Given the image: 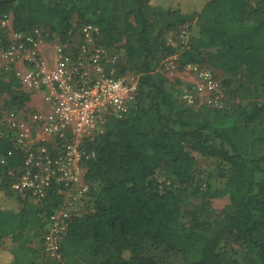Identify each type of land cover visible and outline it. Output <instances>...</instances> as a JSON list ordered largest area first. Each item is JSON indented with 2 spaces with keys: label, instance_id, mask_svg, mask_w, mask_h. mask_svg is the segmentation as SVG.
<instances>
[{
  "label": "trees",
  "instance_id": "16d2710c",
  "mask_svg": "<svg viewBox=\"0 0 264 264\" xmlns=\"http://www.w3.org/2000/svg\"><path fill=\"white\" fill-rule=\"evenodd\" d=\"M127 1V13L133 20L126 22L121 43L117 42L120 36L114 34L115 24L101 17L73 24L77 8L70 0H54L51 5L41 0L0 1V14L12 13L16 30L44 26L66 38L70 30L76 31L83 23L98 24L101 42L121 53L120 72L136 74L139 80L133 108L123 117H110L104 132L92 143L95 156L86 162L85 179L93 194V209L69 220L60 240V256L49 257L47 264H160L148 252V241L165 244L181 255L184 264H222L217 247L227 237L245 244L255 252V263L264 264V240L259 235L264 227V153L239 140L244 127L264 118V94L250 107L236 110L229 103L221 110L187 107L178 99L179 90L176 94L169 90L168 76L158 66L159 61L178 51L166 41V33L189 22V35L190 21L202 16L196 21L193 40L184 42L183 54L197 46L221 45L228 51L249 43L238 50L243 62L257 69L264 93V12L248 0H207L198 11L185 13L175 8L161 12L165 14L164 26L155 32L160 13L150 11L151 1ZM190 1L181 0L192 9ZM206 9L221 11L224 17L205 15ZM182 56L180 64H206L193 56ZM5 74L7 79H0V85L9 96L6 105L20 109L30 96L20 88L14 73ZM144 100L155 118L156 132L154 127L140 129L149 112ZM10 148L11 141L0 136V156H9ZM196 155L213 157L228 166L224 189L229 202L212 219L200 218L202 207L191 209L186 224L177 220L172 191L160 189L152 175L157 167H173L174 180L189 183L193 176L188 168ZM6 169L0 164V187L13 194L3 176ZM98 183L102 184V194L97 192ZM16 197L22 203L19 210L0 206V244H6L7 238L22 239L35 215L46 227L47 218L61 201L55 190L40 201ZM16 261L14 247L0 250V264Z\"/></svg>",
  "mask_w": 264,
  "mask_h": 264
},
{
  "label": "built area",
  "instance_id": "2783aa9c",
  "mask_svg": "<svg viewBox=\"0 0 264 264\" xmlns=\"http://www.w3.org/2000/svg\"><path fill=\"white\" fill-rule=\"evenodd\" d=\"M11 14H0V63L14 73L30 100L20 109L0 108V136L11 141L4 177L15 196L40 201L55 190L58 207L49 215L44 251L60 256V240L69 220L83 216L92 199L85 179L92 143L110 117H123L136 103L139 80L120 72L121 53L101 42V28L83 23L66 38L44 26L16 30ZM185 39L188 31L183 30ZM166 73L186 76L178 99L187 107L225 109L222 79L203 63L180 64L175 52L163 58ZM170 75V74H169Z\"/></svg>",
  "mask_w": 264,
  "mask_h": 264
},
{
  "label": "rangeland",
  "instance_id": "374dc122",
  "mask_svg": "<svg viewBox=\"0 0 264 264\" xmlns=\"http://www.w3.org/2000/svg\"><path fill=\"white\" fill-rule=\"evenodd\" d=\"M46 5H51L54 0H41ZM67 1V0H65ZM150 11L154 14L160 13L157 23L154 25V31L164 26L163 11L180 8L183 12L189 13L195 10H201L207 0H192L190 5L192 9L186 8L181 0H150ZM253 7H260L264 12V0H248ZM70 4H75L77 10L73 16V24H79L82 19L101 17L106 22H113L116 26L114 31L115 37H119L117 42H122L124 36L123 30L128 20H133L132 16L128 15L129 2L127 0H70ZM11 14V25L13 27V14ZM205 15H217L224 17L221 11L216 9H206ZM100 15V16H99ZM174 17V16H173ZM202 16L194 17L190 21L191 29L189 35L185 39L183 30L186 29L189 22L181 25L177 30H170L166 33V41L177 47L179 60L182 57L193 56L195 59L202 60L207 65L211 66L223 81L225 93L228 99L229 106L232 110L239 107H250L255 101L260 100L264 94L261 90L259 75L257 69H251L243 62L241 51L239 48L247 46L249 43H241L236 46V49L226 51V48L217 46H197L190 53L183 54L184 42L193 40L196 34L197 20H202ZM172 20L174 18H171ZM4 28L0 27V34H3ZM120 47V46H119ZM186 47V46H185ZM187 48L189 46L187 45ZM160 70L164 71L163 59L159 61ZM6 70L0 63V79L6 77ZM168 76V88L176 94L183 84V79L186 77L183 72L177 71L173 74L166 73ZM8 94L2 90L0 85V108L7 107ZM148 101H143V106L149 111L140 124V129H151L154 127V132L157 131L155 118L148 109ZM239 140L243 145L251 144L254 151L264 153V118L258 120L248 128H243ZM150 154L151 151L149 150ZM188 171L191 172L193 178L189 183H178L174 180L173 167L164 168L157 167L152 175V178L158 183L160 189H169L173 193L175 204V215L177 220L186 223L190 217V210L195 207H202L204 210L200 213L201 219H212L218 215L224 206L229 202L228 193L225 191V182L229 174V168L226 164L217 161L213 157H205L196 155L195 160L190 163ZM2 178V177H1ZM0 178V184H1ZM99 194H102V184L96 185ZM96 188V189H97ZM8 194L7 191L0 187V206L2 208L17 211L21 208L22 203L15 195ZM91 196H93L91 192ZM13 199V200H11ZM92 200V199H91ZM14 201L15 205L12 204ZM88 208L93 209L92 201ZM35 215L30 221V225L25 229L24 236L18 241H13L9 238L6 244H0V250L14 247L17 251L16 264H47L48 258H59L56 255H51L44 251L42 246V238L45 233V226H42L41 220ZM44 227V228H43ZM260 237L264 240V227L260 232ZM149 253L154 255L160 264H184L181 255L170 250L165 244L146 243ZM217 251L220 254L222 264H256L254 261L255 252L250 250L245 244L234 241L231 237L222 239L219 242ZM10 256V255H9Z\"/></svg>",
  "mask_w": 264,
  "mask_h": 264
},
{
  "label": "crops",
  "instance_id": "0c3cea01",
  "mask_svg": "<svg viewBox=\"0 0 264 264\" xmlns=\"http://www.w3.org/2000/svg\"><path fill=\"white\" fill-rule=\"evenodd\" d=\"M11 200H13V199H11ZM14 203H15V202H14V201H12V204H13V205H15ZM1 206H2V205H1ZM2 207H3V206H2Z\"/></svg>",
  "mask_w": 264,
  "mask_h": 264
},
{
  "label": "water",
  "instance_id": "95a60500",
  "mask_svg": "<svg viewBox=\"0 0 264 264\" xmlns=\"http://www.w3.org/2000/svg\"><path fill=\"white\" fill-rule=\"evenodd\" d=\"M0 1H3V0H0Z\"/></svg>",
  "mask_w": 264,
  "mask_h": 264
}]
</instances>
